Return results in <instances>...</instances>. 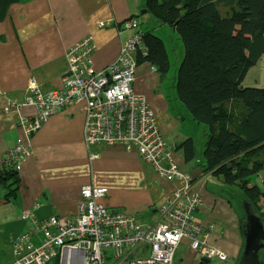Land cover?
Here are the masks:
<instances>
[{"label":"crops","instance_id":"0c3cea01","mask_svg":"<svg viewBox=\"0 0 264 264\" xmlns=\"http://www.w3.org/2000/svg\"><path fill=\"white\" fill-rule=\"evenodd\" d=\"M143 9L152 17H144ZM221 11L224 14L225 10ZM130 19L138 22V31L162 41L168 62L181 63L184 47L180 37L178 45L169 52L160 33L177 40L176 30L148 11L146 0L145 4L143 0H0V156L19 141L30 154L17 174L14 199L7 200V191L0 186V264L12 262L11 240L35 228L31 220L22 219L24 213L33 214L37 221L50 217L72 221L79 213L84 186L106 188L104 206L111 212L133 216L141 225L161 222L160 208L175 190L184 186L183 180L160 178L136 151L122 146L88 147L81 104H73L48 117L28 136L18 126V120L33 119L35 107L10 105L13 100L24 103L31 97L30 79L41 93L60 90L67 74V50L88 35L96 44L93 69L102 71L114 63L122 44L134 35L135 30L124 27ZM153 68L148 62H137L134 92L145 97L166 150L188 176L191 190L201 192L204 206L194 211L193 217L211 228L209 244L227 256L225 262L215 263L236 264L244 246L240 214L222 194L221 190H226L222 178L204 173L201 161L186 162L183 149L178 148L188 139L195 144L196 138L183 128L195 124L186 119L185 111L178 106L177 69L164 83L168 72L160 74ZM169 97L178 109L174 110ZM207 133L204 126L203 146L208 140ZM91 154L96 157L92 158ZM161 164L165 166L166 162ZM212 177L221 185L217 190L207 187ZM37 239L34 236L32 242ZM183 246L187 249L181 262L200 264L201 258L186 242L179 246L176 255ZM141 247L148 249L147 245Z\"/></svg>","mask_w":264,"mask_h":264},{"label":"built area","instance_id":"2783aa9c","mask_svg":"<svg viewBox=\"0 0 264 264\" xmlns=\"http://www.w3.org/2000/svg\"><path fill=\"white\" fill-rule=\"evenodd\" d=\"M124 27L135 30L134 35L122 44L118 58L107 68L98 72L93 69L96 44L88 35L67 50V74L60 90L41 93L30 79L31 97L24 103L13 100L10 105L35 107L33 119L18 120V126L28 136L48 117L81 104L88 147L122 146L136 151L160 178L183 180L184 186L165 201L160 208L163 220L154 225H141L131 215L111 212L103 203L107 189L93 186L81 189L79 213L72 221L58 217L37 221L33 214L24 213L22 219L31 220L35 228L11 240V264H174L176 252L184 242L201 259L227 260L223 251L209 244L211 228L193 217L194 211L203 208L201 192L191 190L188 176L166 150L145 97L134 92L135 57L138 51L146 55L147 49L136 20L130 19ZM29 155L19 141L0 156V174L5 168L18 174ZM34 236L38 237L37 242H32ZM142 245L148 246L147 255L134 256Z\"/></svg>","mask_w":264,"mask_h":264},{"label":"trees","instance_id":"16d2710c","mask_svg":"<svg viewBox=\"0 0 264 264\" xmlns=\"http://www.w3.org/2000/svg\"><path fill=\"white\" fill-rule=\"evenodd\" d=\"M146 7L182 41L176 94L192 119L208 130L203 172L221 177L223 186L252 207L264 225V183L255 181L264 172V88L240 87L264 53V0H146ZM143 44L147 54L138 51L136 62L167 73L162 41L143 33ZM178 148L186 162L194 159L191 139ZM2 174L6 199H14L18 175L7 168ZM241 229L243 233L242 224ZM259 258L264 264V249Z\"/></svg>","mask_w":264,"mask_h":264},{"label":"rangeland","instance_id":"374dc122","mask_svg":"<svg viewBox=\"0 0 264 264\" xmlns=\"http://www.w3.org/2000/svg\"><path fill=\"white\" fill-rule=\"evenodd\" d=\"M144 4H145V0ZM161 1V0H159ZM141 11V10H140ZM144 13V17L146 16H150L148 13H146V9L142 10ZM139 17V16H138ZM141 27V26H140ZM176 32V31H175ZM162 35V37L164 38V43L165 46L167 48V50L170 52L173 48H175L178 45V41H179V35L176 32V36H178L177 40L173 37H171L170 35H165L163 33H160ZM181 40V39H180ZM178 52V50H177ZM176 52V54H177ZM176 56V55H175ZM177 57V56H176ZM173 59V57H172ZM179 62H175L173 60H170L169 62V70L168 73L165 75V78L163 80L164 83H167L172 75L175 72V69H178L179 67ZM178 65V66H177ZM240 87L241 88H264V53L256 60V62L248 68L243 80L240 83ZM169 101L172 103L174 110L178 109V107H176L174 101L172 100L171 97H169ZM179 102V100H178ZM179 109L181 108V110H184L186 113V119L189 120V122L194 123V126H190V125H185L184 130H189L195 139V146H196V150H195V157H194V162H198L200 163V161L202 162V156H200V152H203L204 149V143H202V128L204 127L202 124H198L196 123L192 117L190 116V114L188 113L187 109L179 102L178 103ZM193 120V121H192ZM199 126V127H197ZM206 128V127H205ZM207 128H206V132H207ZM213 179H211V181L209 182V184H207V187L210 190H217L219 189V183L217 182V178L216 177H212ZM256 182L259 183V185H262L264 183V172H261L260 175H258V177L255 179ZM221 186V185H220ZM218 187V188H217ZM225 188V187H224ZM221 190V189H220ZM222 194H224L229 200H231V203L234 205L235 210L240 214V223L243 225V209H242V205L245 202L244 200L241 201L240 198H237V196H235V192L232 190H221ZM204 202V201H203ZM261 206L264 205V202L262 201L260 203ZM204 206V204H203ZM261 213H263L261 211ZM264 221V219H263ZM187 248H185V246L180 248V252L178 251L177 253V257L174 261V264H184L183 262H181V258L182 255L185 253ZM147 250L143 249L142 247L139 248V250L137 252H134L133 255L136 257H144L147 255ZM215 262H218L216 260H212L210 261L209 264H216ZM221 263V262H220ZM49 264H53V262L49 263Z\"/></svg>","mask_w":264,"mask_h":264},{"label":"water","instance_id":"95a60500","mask_svg":"<svg viewBox=\"0 0 264 264\" xmlns=\"http://www.w3.org/2000/svg\"><path fill=\"white\" fill-rule=\"evenodd\" d=\"M243 224L244 246L237 264H263L260 253L264 249V225L258 215H246ZM205 258L200 259V264H208Z\"/></svg>","mask_w":264,"mask_h":264},{"label":"flooded vegetation","instance_id":"af4514ba","mask_svg":"<svg viewBox=\"0 0 264 264\" xmlns=\"http://www.w3.org/2000/svg\"><path fill=\"white\" fill-rule=\"evenodd\" d=\"M242 201V200H241ZM242 211H243V224L245 223V220H246V215H247V213L249 212L250 214H255V215H257V212L252 208V207H250L248 204H246L245 202L243 203V205H242Z\"/></svg>","mask_w":264,"mask_h":264},{"label":"bare ground","instance_id":"6f19581e","mask_svg":"<svg viewBox=\"0 0 264 264\" xmlns=\"http://www.w3.org/2000/svg\"><path fill=\"white\" fill-rule=\"evenodd\" d=\"M3 174H0V178L2 177Z\"/></svg>","mask_w":264,"mask_h":264}]
</instances>
